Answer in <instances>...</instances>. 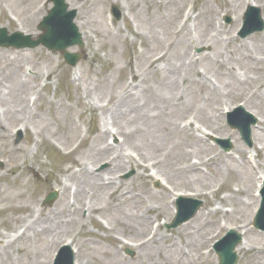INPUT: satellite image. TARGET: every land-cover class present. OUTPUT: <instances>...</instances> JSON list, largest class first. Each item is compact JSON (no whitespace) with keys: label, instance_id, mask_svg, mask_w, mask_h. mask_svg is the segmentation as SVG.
<instances>
[{"label":"rangeland","instance_id":"rangeland-1","mask_svg":"<svg viewBox=\"0 0 264 264\" xmlns=\"http://www.w3.org/2000/svg\"><path fill=\"white\" fill-rule=\"evenodd\" d=\"M44 1L0 0V6L3 7L0 10V27L5 25L13 32L16 28L27 30V27L34 26L31 32H37L36 25L42 21L47 12L44 8ZM90 1L74 0L75 6L73 7L80 9ZM122 1L127 12L132 16V25L130 20H125L128 15ZM122 1L113 2L122 11V19L119 22L114 21V29H120L121 33L129 38L130 46L128 47L122 34L114 33L116 37H119L120 40H118L104 32L105 37L108 40L112 39L115 44L113 51L108 53L100 45L91 44L88 41L84 58L75 69L61 65L56 56H52L42 48H37L34 51L0 50V84L1 81L5 83L4 89L0 86L1 117L5 120L12 119L15 106L24 103V98H27L28 102L29 95L35 89L34 85L37 87V92L33 96L38 97V100L34 106H30L33 109V114L29 116L35 118H30L31 122L28 125L39 133L38 137L36 134L33 137L28 136L29 129L26 136L23 137V141L12 148H19L24 155L23 159L18 161L20 162L18 169L21 168L19 171L25 172L24 169L32 165L40 172L41 176L34 179L32 173L28 174L27 177L31 183L29 194L26 190L27 186L19 185V183L12 185L0 183L1 205L22 207L23 225H26L33 217L28 215V210L26 212L23 210L31 204L29 199L31 193L36 195L40 191L39 193L42 194L40 207L49 210L53 209L62 198L61 188L64 187L65 180L76 186V183L81 180L82 176H85L86 172L109 175L110 166L107 157L113 153V149H107L100 141H94V133L98 132L101 126L114 128V133L118 129L123 135H126L124 153L125 155L131 154L137 159L135 164L128 165L127 170L118 173L114 178L118 183L117 188L124 190L128 197L111 196L112 190L103 188L101 194L97 193L90 199L95 207L99 208L98 215L87 219L84 215L85 212L82 213L84 220L79 223H84V227H81L77 221L62 224L58 231L59 238L62 239L55 242H49L48 238L38 234L30 235L31 231H27V228L25 235L16 238L20 231L18 229L22 226L17 215L13 212L0 211V264H53V254L67 240L73 243L70 238L74 240L73 246L79 247V264H218L215 252L212 250L214 242L227 233L230 227L237 228L239 231L240 229L251 230L249 226H247L248 229L245 226L254 216V209L258 206L257 204L254 206V201L250 200L256 182L255 175L253 178L247 169L244 171L233 163L225 162L223 160L225 155L218 148L209 147V151L199 154L189 137L179 131L178 125L182 117L190 115L192 112L195 114L198 112L201 116L202 113L199 111L208 113L209 105L205 102L207 101L206 95L208 93L212 95L219 87L223 88L221 93L224 94V99L233 100L235 97L247 99L249 110L259 118L264 116V100L260 102L255 98L257 96L256 89L260 92V96H264V73L255 74L261 88L250 86L245 91L239 90L230 84L229 80L231 66H238L237 69L242 71H252L256 67L254 60L264 58V50L262 51L258 45H255L253 50H248V46L240 48L236 44L230 46L199 44L197 50H194L196 56H201L200 63L196 64V68L193 70L196 77L198 76L195 81V77L190 71L187 72L180 67L170 69L161 79L154 76L153 68L147 65V59L139 60L135 64V68L144 74L149 87L143 93H138L140 107L127 108L128 102L135 101L132 97L124 98L125 89L131 82L128 71L132 73L134 69L121 68L118 70L116 64L125 65V59L122 57L128 56L126 48L129 50L131 60H134L136 53L141 50L154 54L168 48V56L175 53L171 56L170 61L177 64L184 45L179 36L175 35V32L177 33L175 26L185 0H179V2L174 0L176 4L174 9L173 7L162 8V5H158L157 0ZM192 1L197 12L195 23L196 26H199V31L192 29L194 37L199 38L204 34L205 37L201 38L210 40V37L215 33L207 21L214 19H217V22L228 34L236 37L238 43L264 33L253 34L246 39H241V26L234 19L231 25L224 22V16L235 18L238 13L236 9H241L245 0H229L228 4L224 0ZM262 2L264 3V0ZM133 3L138 4L137 8L130 10L129 5L132 6ZM108 8L88 4L85 14L89 19L90 15L92 16L96 12V18L101 19L103 25L104 16L107 18ZM213 8L216 10L213 11ZM204 11L210 13L207 15ZM212 11L213 13H211ZM244 11L246 10L244 9ZM101 12L104 13V16L101 15ZM174 13L175 17L172 16ZM79 23L82 26V23ZM88 26L92 33H97L100 43H104L103 37L98 33L101 25L97 26L94 22H89ZM83 30L86 36L88 30L84 28ZM147 32L150 36L149 39H145ZM164 34L172 38V44ZM158 38L161 43L159 46H155V41ZM105 48H108L107 45ZM199 50L203 52L199 53ZM232 50H238V53L232 52ZM247 51L251 53L248 59L243 55ZM7 52L25 53L26 56L11 63L5 56ZM45 59H48L49 62L45 63ZM159 67L163 68L164 65L160 64ZM36 68H41V72L44 73L50 69L53 75L48 79L46 76L40 79L36 77L33 70ZM197 68L203 69L201 72L204 71V76L208 81L215 78L218 86H212L213 90L210 91L205 84L200 86L201 77L199 76L201 75ZM94 69L98 72L93 71ZM9 70L15 77L6 75ZM19 70L22 73L25 71L33 83H28L25 88L20 87L22 74ZM174 75L180 78L177 88L176 86L172 88L176 92V98L166 103L163 101V96L168 95L166 86L169 78ZM77 76H80L79 80ZM74 78H76L77 85L81 87L79 94L76 93L72 83ZM68 83L70 84L69 88L67 87ZM46 84L48 87L44 89ZM230 86H233L234 89L231 90ZM84 88L89 94L88 98H85ZM233 94L235 97L232 96ZM161 102L165 104L163 105ZM240 102L243 103L241 100ZM180 103L182 104L178 112H168L167 108H164L170 104ZM106 104L109 106L92 112L91 106L95 105L100 108ZM181 109L190 111L179 115ZM139 114H142L146 119V123L140 121ZM11 129L8 136H11ZM225 129L228 135L225 137L217 135V137L227 138L234 142L233 147L235 148L234 140L242 142L238 132L231 130L228 126ZM262 129L264 130V128ZM54 139H63L66 146H61V148L67 152L72 151V155L63 164H61L62 160L57 162L56 157L50 156L45 150L47 149L45 147H48L47 143L51 140L55 141ZM115 139L113 146L123 141L120 136H115ZM255 139L257 144H264V133L255 135ZM79 140L81 142L87 140V144L84 149L75 152L74 148L81 143L75 147ZM9 147L8 144L7 150ZM1 154L3 152H0ZM216 155H219L220 158ZM193 156L201 160L212 159L209 168L203 167L206 170L204 173L198 175L187 172L186 168ZM262 159L263 156L260 155L257 160L259 172L264 170V160ZM75 161L78 162L77 167L74 165ZM150 163H155L153 167L167 178L171 188H177L184 193L201 191V194L196 193L195 197L205 201L203 209L196 214L193 220L173 231L166 230L160 220L163 218L167 220L170 214L171 218H174L172 210L168 208L174 196L164 189L165 186H168L164 178H162L163 184L148 178L150 173L155 172L151 171L148 174L141 164L149 165ZM68 169L73 172L83 171L84 174L72 178L74 173H70L67 171ZM0 172L6 177H12L9 167H0ZM132 172H134V176L125 180L124 176ZM13 177L16 178L17 175ZM38 181L41 185L45 183L42 189H38L40 184ZM9 182L12 183V180ZM53 189L59 192V198L53 203V206L45 205L44 199L49 192L54 191ZM217 207L222 209L215 212ZM224 208L225 210L229 208L228 213L224 212ZM59 209L62 211L65 207L60 206ZM98 216L106 219L105 221L100 218L108 223V226L107 224L106 227L97 224L95 218ZM149 218L151 222L149 229H146L139 219L148 221ZM152 227L153 232L157 233L155 238L148 240L140 248H137L136 244L132 247L127 245L119 247L111 240L115 236L141 240L144 238V234L151 233ZM39 230L42 231L43 228ZM38 233L40 234V232ZM244 239L246 247L242 250L239 264H258L257 258L264 259V239L249 231L248 234H245ZM247 244L255 249L250 250ZM202 250H205L206 255ZM130 252L133 254L129 255Z\"/></svg>","mask_w":264,"mask_h":264},{"label":"bare ground","instance_id":"bare-ground-1","mask_svg":"<svg viewBox=\"0 0 264 264\" xmlns=\"http://www.w3.org/2000/svg\"><path fill=\"white\" fill-rule=\"evenodd\" d=\"M104 1L105 2H109L110 0H104ZM258 1L260 3H262V0H258ZM136 5H138V4L137 3H133L132 7H135ZM174 5H175L174 0H168L164 7L165 8H169V7H173ZM204 12L207 15H208V13H210V12H207V11H204ZM207 22L210 24V26L212 28V31L215 33V35L212 36V37H210V40H205L204 41L205 44H207V45H210L211 44L212 46H215V45L221 44V42H223V40H225V39L227 40L226 42H230L231 41V40H229L228 34L222 30V27L221 26L220 27L217 26L216 23L213 22V21H211V20H209ZM179 24H180V27L185 26V25H182V23H179ZM182 32L183 31H181V33ZM185 34L180 35L179 38H186L187 41H188V39L190 37V34H188V33H185ZM164 35H165V38H168L169 40H171V44H172L173 43L172 42V38L169 37V35H167V34H164ZM159 38H158V40L155 41V46H159V44L161 43V41H160ZM197 40L200 42L202 39L199 38ZM262 42H264V37L262 38ZM191 43L192 42H189L188 41V46H191L192 45ZM232 52L238 53V50H232ZM174 54L175 53H172L170 56H168L167 59H170L171 56H173ZM163 59H165V57H161L159 60H163ZM6 75H9V76L13 75L12 74V71L9 70L6 73ZM13 76L15 77V75H13ZM169 79H176L177 81L180 80V78L178 76H176V75L172 76ZM233 85L236 86L235 84H233ZM246 85L247 84L244 83L241 86L243 87V89H245L247 87ZM168 86L170 87L171 85L170 84L167 85L166 88H168ZM236 87H237V89L241 90V88L239 86H236ZM163 101H165L166 103H169L172 100H170V99L168 100V99H166V98L163 97ZM134 103L135 102H133L131 104L130 108H136V107H138V104L137 103L134 104ZM162 104L164 105L165 103H162ZM20 107H21V109H20V112H17L18 114L21 113V114H30V115H32L33 112L30 110L29 107H26L25 104H22ZM16 118H17V119H15L16 121L17 120L20 121V118H22V116L21 115H18ZM139 119H140L141 122L146 123V119L141 114H139ZM242 153L245 154V152H242ZM125 164H126L125 163V159L120 154H117V156L115 157V159L111 161V169L113 171H115V172L120 171V170H122L124 168ZM17 180H20L19 183L22 182L21 177L18 178ZM83 181H84L83 183H80V181H78V184H77V190H76V193H77V195H76L77 196L76 203H77V205H76L75 209L73 210L74 211V213H73L74 214V219H76V217H78L77 211L80 210L83 207L82 197L86 196V193H87L86 191L87 190L90 191L91 194L93 195V194H97L98 192H100V190L104 187L103 186V180L101 178V175H88L87 174L85 176V178H84ZM115 190L118 191V189H115ZM32 202L34 203V205H36L37 198L33 199ZM89 212L91 213L92 212V209H89ZM139 221L144 226V228H147L148 227L149 221H141L140 219H139ZM22 222H23V219L21 218L20 219V223H22ZM28 229L29 230H32V231H33V229H36V222L34 221L29 226ZM144 236H145V234L143 235V237ZM47 237H50V238L55 239V237H53V236H47ZM117 242H119V241L116 240L115 243H117ZM257 260H258L257 261L258 264H264V259L257 258Z\"/></svg>","mask_w":264,"mask_h":264}]
</instances>
